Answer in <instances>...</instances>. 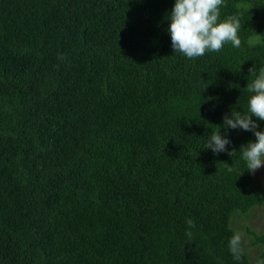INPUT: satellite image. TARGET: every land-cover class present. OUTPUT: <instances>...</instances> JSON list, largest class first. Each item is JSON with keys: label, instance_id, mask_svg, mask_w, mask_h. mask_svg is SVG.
I'll return each instance as SVG.
<instances>
[{"label": "trees", "instance_id": "16d2710c", "mask_svg": "<svg viewBox=\"0 0 264 264\" xmlns=\"http://www.w3.org/2000/svg\"><path fill=\"white\" fill-rule=\"evenodd\" d=\"M174 4L0 0V264H264L255 135L206 149L249 114L264 0H224L241 46L195 59L172 47Z\"/></svg>", "mask_w": 264, "mask_h": 264}, {"label": "clouds", "instance_id": "9594fccd", "mask_svg": "<svg viewBox=\"0 0 264 264\" xmlns=\"http://www.w3.org/2000/svg\"><path fill=\"white\" fill-rule=\"evenodd\" d=\"M225 6L224 0H175V4L167 19L170 20L168 31L171 34L172 47L176 52L182 53L189 59L202 57L206 52H220L223 46L231 43L233 47L241 46V39L238 35L241 28L237 16H229L220 21V8ZM250 76L254 77L247 84V90L252 93L248 101V113L241 114L239 111H232L231 115H225L224 123L220 126L225 129L212 132L208 137L206 149L214 153L228 151L227 146L231 140L227 136L228 129H242L252 132L256 140L242 145L240 152L246 163L247 171L255 174L256 170L264 166V131L257 130V120H264V67L257 69L256 65L249 68ZM235 150L230 152L233 155ZM231 170V169H229ZM189 228L195 227L194 221H186ZM187 235L191 237V232ZM229 249L237 260L241 256V236L233 235L229 241Z\"/></svg>", "mask_w": 264, "mask_h": 264}, {"label": "rangeland", "instance_id": "374dc122", "mask_svg": "<svg viewBox=\"0 0 264 264\" xmlns=\"http://www.w3.org/2000/svg\"><path fill=\"white\" fill-rule=\"evenodd\" d=\"M255 176L261 178L264 182V166L257 169L255 172ZM254 217L252 222L254 223L255 227L258 229L259 232H264V208H256ZM259 251H253L252 255L256 256Z\"/></svg>", "mask_w": 264, "mask_h": 264}]
</instances>
